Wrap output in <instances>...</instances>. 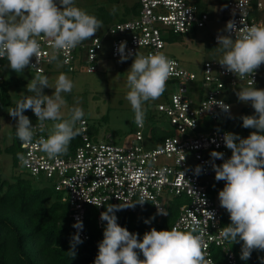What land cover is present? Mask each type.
<instances>
[{
	"label": "built area",
	"instance_id": "2783aa9c",
	"mask_svg": "<svg viewBox=\"0 0 264 264\" xmlns=\"http://www.w3.org/2000/svg\"><path fill=\"white\" fill-rule=\"evenodd\" d=\"M134 4L138 5L137 13L125 20L114 21L67 53H59L58 61L49 63L53 51L51 43L43 35L38 37L41 59L36 64L33 57L31 63L36 65L30 68L47 73L55 65H60L68 72L95 73L99 69L100 53L106 38L115 59H120L117 49L121 42H126V51L133 53L128 59L131 62L135 54L162 52L175 61V71L167 82L157 109L175 133L160 136L162 129L169 128L159 125L160 133L148 136L154 146L147 148L144 123L143 127L137 126L132 144L119 145L95 139L89 134L88 120L83 119L79 122L81 144L74 151L52 159L36 143L40 137L48 136L44 122V130L37 129L34 142L28 146L21 145L22 153L29 158V164L23 166L31 176L44 177L49 181L48 186L69 205L74 222L77 219L83 222V230L79 234L84 239L89 238L85 219L90 206L101 210L108 202L134 204L143 195L147 202L127 210L138 213L150 205L157 215L156 205L168 211L173 198L184 195L186 201L179 205L172 227L179 224L181 229L187 228L195 215L207 233L204 237L207 258L213 264H241L230 241L219 236V230L225 227V209L220 206L218 194L226 182L215 179L210 156L212 151H217L222 152L226 159L230 152L223 140L225 132L229 131L219 125L229 120L232 107L230 113H224L213 104L215 99L231 106L232 93L258 84L260 68L238 78L227 72L219 60H206L203 77H198L178 58L171 56L166 47L168 40L176 34L187 35L207 27L208 12L192 0H134L129 6ZM230 20L235 21L237 28L264 24V0H226L225 26ZM218 35L212 36L215 43ZM232 36L235 38V33ZM4 60L0 58V83L6 79L2 70ZM209 122L215 126L210 127ZM214 162L221 165L224 160L216 159ZM198 165L202 166L199 175L195 172ZM208 212L213 213V219ZM100 215L101 212L98 215L101 222ZM157 216L161 219L165 215ZM219 251L222 261L215 256Z\"/></svg>",
	"mask_w": 264,
	"mask_h": 264
},
{
	"label": "clouds",
	"instance_id": "9594fccd",
	"mask_svg": "<svg viewBox=\"0 0 264 264\" xmlns=\"http://www.w3.org/2000/svg\"><path fill=\"white\" fill-rule=\"evenodd\" d=\"M102 27V21L77 7L75 0H0V58H5L13 71L21 73L41 59L38 37L43 35L50 41L53 49L49 56L51 63L58 61L59 53H67L85 40L92 39ZM223 32L228 34L217 36V43L223 50L218 63L227 72L243 78L264 65V24L237 28L235 21L230 20ZM232 33H235V38ZM117 51L121 63L133 55L131 51H126V42H121ZM33 57L36 64L31 63ZM174 71L175 61L162 52L135 54L128 70L127 86L130 90L125 98L131 105L138 127L144 124V105L159 99ZM73 87V81L64 73L58 76L52 95L44 94V89L50 88L47 76L37 74L30 80L27 92L35 95L25 97L9 111L11 117L18 118L16 136L22 145H31L37 129L43 131L44 122L53 121L47 138L40 137L36 143L49 158L67 154L71 141L80 133L76 125L85 116L81 107L74 106L70 110V118H62L61 108L66 101L61 94L70 93ZM236 95L240 102L250 103L255 110L253 115L241 117L242 126L254 131L246 138L225 132L223 140L232 152L231 157L224 159V154L217 151H212L210 156L215 179L226 182L219 191L218 199L231 221L219 230V236L234 243L242 241L240 259L247 261L254 250L264 251V89L243 88ZM214 101L213 105L224 113H230V105L223 100ZM29 109L38 117L36 126L24 114ZM17 155L22 165L29 164L25 154ZM216 159L224 162L217 165L214 162ZM201 171L202 166H196V174ZM145 202L141 195L134 204H109L107 210L101 213L100 219L106 222V227L94 264H213L205 251L204 237L207 233L195 215L185 229H181L179 224L170 230L158 231L153 227L144 233L142 240L139 234L118 224L116 212ZM156 207L157 215L168 214ZM208 213L213 219V213ZM154 218L144 222L149 224ZM73 227L78 231L70 241L69 252L75 258L76 246L83 243L79 234L83 230V222L77 219ZM141 253L144 259L140 258ZM260 259L264 264V257Z\"/></svg>",
	"mask_w": 264,
	"mask_h": 264
},
{
	"label": "rangeland",
	"instance_id": "374dc122",
	"mask_svg": "<svg viewBox=\"0 0 264 264\" xmlns=\"http://www.w3.org/2000/svg\"><path fill=\"white\" fill-rule=\"evenodd\" d=\"M134 0H121L120 3L110 4L109 0H75V5L86 12L104 4L105 6H113L114 9L122 15L124 6L129 5ZM196 1L200 6L208 12L209 20L208 26L192 32L187 35L176 34L168 41L166 51L176 58L189 70L194 71L198 77H203V64L206 60H220L223 56V50L218 43L213 41V34H225L224 16L226 12V0H192ZM119 20V19H116ZM115 20V21H116ZM120 59H115L110 53L109 39H104L103 47L100 53L99 69L95 73L87 72H68L60 65H55L53 69L48 70L47 73H39L30 67L25 68L21 73L13 71L8 67V61L3 62V74L5 78H18L19 84L13 85L10 89L12 101L17 104L27 96H33L35 93L27 92V84L37 74L48 77L50 88L44 89V94L52 95L56 80L61 73L68 76L73 81L74 87L70 93H62L66 103L61 108V115L63 119L70 118V110L74 106L81 107L87 119L89 126H94L96 129L95 139L105 140L107 142L119 145H130L135 139V132L137 125L135 124V114L131 108L130 103L126 100V94L130 90L127 86V75L133 62L126 60L119 62ZM249 88V87H243ZM242 88V89H243ZM264 89V65L260 67V80L255 87ZM174 90V87H173ZM240 90V89H238ZM236 90L230 96L231 102V120L227 123L229 132L236 133L243 138L247 136L243 132L240 122V111L243 107H251V104H245L238 100ZM77 100L79 104L77 105ZM162 101L159 99L147 102L145 123V146L147 148L153 147L154 143L148 138L151 130L155 126L170 128L169 122L161 116L157 109L158 103ZM253 109V108H252ZM12 110L10 106L0 108V144L4 149L10 145L13 140V127L16 126L17 119L9 115ZM25 115L33 124L38 123V117L29 109L24 112ZM47 125L46 133L49 134V129L53 125V121H45ZM76 127L80 129L79 122ZM90 134V133H89ZM232 152L230 150L226 159L230 158ZM0 169L3 177L12 179L16 175H21L24 178L30 179L34 187H45L49 185V181L44 177H33L25 169L19 161L17 165L13 163L10 153L5 150L0 154ZM226 226L231 223L229 213L225 210ZM243 242H230L232 248L235 245ZM259 254H264V251H257ZM241 264H250L248 262ZM253 264V263H251ZM256 264H262L261 259Z\"/></svg>",
	"mask_w": 264,
	"mask_h": 264
},
{
	"label": "trees",
	"instance_id": "16d2710c",
	"mask_svg": "<svg viewBox=\"0 0 264 264\" xmlns=\"http://www.w3.org/2000/svg\"><path fill=\"white\" fill-rule=\"evenodd\" d=\"M120 2L121 0H109L110 4ZM137 6V4L132 7L125 5L124 12L120 15L116 10L113 11V6L102 4L87 13L102 21L103 27L98 31L101 32L116 19L125 20L133 13H137ZM19 83L18 78H7L0 83V108L10 106L14 109L17 106L12 101L10 89ZM254 113L255 110L251 107H243L240 111L241 125L242 116ZM230 120L231 118L219 126L227 129ZM209 125L215 126L210 122ZM242 128L247 137L254 131L243 126ZM161 131L160 133L159 126H155L151 130V135L156 136L160 133V136H167L175 133L170 128ZM89 133L91 136L96 135L94 126H89ZM81 142L82 138L79 134L71 141L67 153L74 151ZM21 145L22 142L17 138L14 126L12 143L4 149L0 144V154L3 150L10 153L13 163L17 165L20 161L17 154L22 153ZM185 201L184 195L174 197L172 203L168 205V214L161 219H158L150 205L140 209L138 213L125 209L115 214L120 226L139 234V239L142 240L144 233L153 227L158 231L170 230L178 215L179 205ZM120 203L108 202L101 210L95 206L88 207L85 228L89 238L81 237L83 243L76 246L75 258H73V254L69 252L70 241L77 232L73 227L75 222L71 217L69 205L61 200L52 187H34L30 179L21 175H16L12 179L5 178L0 169V264H94L98 254V244L103 239V231L106 227V222H100L98 215L106 211L109 204ZM152 217L155 218L151 223L144 222ZM224 225L226 226V215H224ZM234 250L240 259L242 244L235 245ZM215 254L219 261H222L220 251ZM261 257H264V254L254 250L249 260L240 259V261L256 264ZM140 258L144 259L142 253Z\"/></svg>",
	"mask_w": 264,
	"mask_h": 264
}]
</instances>
